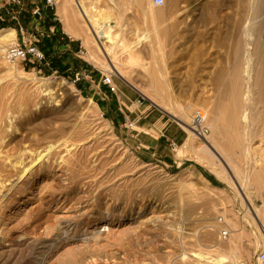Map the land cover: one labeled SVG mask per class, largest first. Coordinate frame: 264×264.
Masks as SVG:
<instances>
[{"label":"rangeland","instance_id":"obj_1","mask_svg":"<svg viewBox=\"0 0 264 264\" xmlns=\"http://www.w3.org/2000/svg\"><path fill=\"white\" fill-rule=\"evenodd\" d=\"M91 1L101 11L95 16L98 24L112 25L114 43L132 45L139 36L148 37L134 50L138 64L120 62L130 83L115 75L117 106L133 121L142 120L138 127L129 120L123 126V119L105 115L91 94L102 90V76L111 71L103 57L89 59L80 38H71L68 71L50 34L55 25L51 12L36 21L6 6L0 31L15 29V44H21L22 26L27 44L40 40L37 45L47 59L19 63L17 68L30 76L11 79L0 48V264H200L198 254L211 258L203 264H215V247L229 250L232 243L238 246L234 264H255V253L264 245L261 229L237 184L263 215V159H244L248 147L232 146L223 138L232 158L226 162L230 176L223 175L225 157L219 158L221 164L210 162L201 151L203 141L184 125L190 127L199 109L213 120L215 111L228 104L219 82L232 71L233 0H167L164 7L153 0H85L86 5ZM5 4L0 0V6ZM74 8L71 4L70 13L79 28ZM39 30L48 35L38 37ZM83 70L91 71L85 75L89 80L84 76L89 86L81 85L82 79L75 82ZM60 82L54 93L37 89ZM262 111L258 131L264 134ZM145 124L149 129L141 128ZM156 125L177 131V152L142 155L135 136L147 138L150 146L159 134ZM259 140L253 147L264 152V140ZM49 151L22 178V168ZM103 225L110 232L101 233ZM235 225L243 230L241 239ZM224 227L231 233L227 241L218 232Z\"/></svg>","mask_w":264,"mask_h":264},{"label":"bare ground","instance_id":"obj_2","mask_svg":"<svg viewBox=\"0 0 264 264\" xmlns=\"http://www.w3.org/2000/svg\"><path fill=\"white\" fill-rule=\"evenodd\" d=\"M71 4L75 6L74 9L80 22L79 28L75 27L73 23L70 13ZM166 4L167 0H165L164 6ZM151 6L153 5L151 4ZM57 15L63 23L65 32L73 38H80L83 41V45L86 47L88 51L87 55L91 61L96 59V54L101 56V58L103 57L109 72L111 71L112 74L130 83L124 71L125 69L121 68L120 62L122 59L128 65H136L140 62V57L137 56L138 54H135L136 51L134 50L148 41L146 35L139 36L136 32L135 35L139 36V39L132 45H127L122 40L117 43L115 41V44L112 25L98 24L95 16L101 15V11L96 6V3L92 1L90 6H87L85 0H61ZM230 29L232 71L228 78H221L219 82V89L223 99L227 100L228 104L221 106L218 108V111H215L213 120L210 118L211 114L209 115V112L204 110L207 115L208 126L215 137L210 139L209 136L200 139L203 141L201 151L211 158L210 162L217 160L219 164L222 162V166L224 163L225 167L223 166V170L225 171L222 172L223 175L224 173L228 174L227 169L230 166L226 162L231 164L232 159L225 150L226 144L222 141L224 139H229L227 143H230L232 146H247L248 150L243 156L244 159L254 160L260 158L263 159L262 163L264 161V152L261 151V147H253L255 140L260 139L259 142L261 144L264 140V134L259 133L263 124L260 117L263 113L262 109L264 110V0H233L231 4ZM16 40L17 33L15 29L6 28L1 30L0 48L2 46V52L6 54L10 47L16 45ZM5 46H9V48L6 49ZM10 66L7 75L11 79H19L20 76H30L23 70L18 69L17 63L10 64ZM62 84L60 82L57 85L51 86L43 83L37 89L39 91H43L44 89L50 90L51 93H54L53 91L61 89ZM226 116H228V120ZM185 123V129L198 138L193 133L191 125L189 127ZM50 154L51 151L45 155L39 154L30 167L24 166L22 168L24 162H20L19 165L22 168L20 175L22 178H26L31 169L39 165ZM222 156L225 157L226 161L222 160L220 162L219 158L221 159ZM231 175L232 178L230 177V179L236 181L235 173L232 172ZM228 176L230 175L228 174ZM237 185L241 191L242 200L248 209L247 211L250 213L257 227L259 226L261 229L260 223L264 226V214L262 215L260 210L253 208L249 201V195H245L243 192L244 188H241L239 184ZM235 228H237L235 231L239 232V239H241V232L243 230L238 229L236 225ZM110 230V227L103 225L100 232L106 233L110 232ZM231 247L229 250L218 246L215 247V259L212 262H215V264H234L235 260H237L238 246L232 243ZM197 257L200 264H203L207 259H211L210 257H204L202 254H198Z\"/></svg>","mask_w":264,"mask_h":264},{"label":"built area","instance_id":"obj_3","mask_svg":"<svg viewBox=\"0 0 264 264\" xmlns=\"http://www.w3.org/2000/svg\"><path fill=\"white\" fill-rule=\"evenodd\" d=\"M61 4V0H42L39 2L38 0H6V4L0 6V22H5L7 18H5V8L13 7L18 10L17 15L20 17L22 14H29L36 21H43L46 19L47 12H51L53 19L57 20V11ZM153 4L156 7H163L165 5V0H153ZM18 16H12L11 19L14 21H18ZM22 33L23 42L21 44H16L9 48L7 53L5 54V59L8 64H19L21 62H29L31 64H42L46 62V56L43 50L39 48L37 44H39L40 40L35 41V43L26 42V37L24 35V29L22 26L19 27ZM56 27H52L50 29V34L54 37L56 35ZM18 35V34H17ZM46 34L44 31L39 30L37 33L38 37H45ZM84 54V51L80 52ZM79 75L76 76L75 82L81 81ZM102 86L107 87L111 94L117 95L118 87L115 83V75L112 73H108L102 76ZM104 116V115H103ZM191 129L193 133L199 138H206L210 135V128L208 126L207 115L204 110L195 111L192 117ZM172 150L177 152L178 145L176 143H171ZM221 224H224L223 220H220ZM219 236L222 240L227 241L231 238V233L228 228H221L218 230ZM261 234L263 238L264 244V227L261 228ZM255 264H264V245L262 248L258 249L255 253Z\"/></svg>","mask_w":264,"mask_h":264},{"label":"crops","instance_id":"obj_4","mask_svg":"<svg viewBox=\"0 0 264 264\" xmlns=\"http://www.w3.org/2000/svg\"><path fill=\"white\" fill-rule=\"evenodd\" d=\"M57 21L61 22L59 17H58V20L53 19V22H55V25L53 27H56V31H57L56 35L53 37V42H54L55 46L57 47L56 54L58 55V57L63 58V60L66 61L65 65H68V68H69L68 71H72V68H71L72 67V60L71 59H73L72 58V51H73L72 50V46H73L72 42H73V40L71 38H73V37L65 32L64 26H63V31H61V25ZM62 25H63V23H62ZM53 49H54V47H53ZM90 73H91L90 70H83L82 73H80V72L77 73V75H79V74L83 75L82 76L83 81H81L83 84H81V85L89 86L88 80L90 79V77L87 78L86 76ZM84 76L88 80L85 79ZM101 89L102 90L97 91L96 94H94V95L91 94V95L94 96L95 98L97 97V99L100 100V106L102 107V111L105 113V115L107 116V115L111 114L112 115L111 119L113 121H118V120L123 119V123H122L123 126L125 125L124 123H126L127 120H129L128 121L129 123L134 122L135 127H138V123H140L139 121L142 120V118L140 119V117H139L138 119L133 121L131 119V117H129L128 115L125 114L123 108L121 107V104L119 105V107L117 106L118 101H120V96L117 97V96H114L113 94H111L107 87H102ZM122 94L124 95L125 93L122 92ZM114 111L116 112L115 115H114ZM149 117H150V115H147L144 118L148 119ZM141 128L149 129L147 124L143 125ZM155 128L159 130V134H158V136L155 137L154 141L151 140L150 146H149V144L147 145V143L144 142V140H146L147 138L143 139V137H141V135L135 136V138L138 140V148L140 149L142 155H145V156L150 155L152 157H156L159 155L160 157H162L161 152L172 151L171 143H175L176 140L179 139L178 135H177V131L173 130L172 126H170V125L164 126L162 128H158V125H156ZM147 135H149V133ZM142 139H143V141H142Z\"/></svg>","mask_w":264,"mask_h":264},{"label":"water","instance_id":"obj_5","mask_svg":"<svg viewBox=\"0 0 264 264\" xmlns=\"http://www.w3.org/2000/svg\"><path fill=\"white\" fill-rule=\"evenodd\" d=\"M157 107V106H156ZM167 114V113H166ZM169 115V114H168ZM173 118V117H172ZM174 120H177L176 118H173Z\"/></svg>","mask_w":264,"mask_h":264}]
</instances>
